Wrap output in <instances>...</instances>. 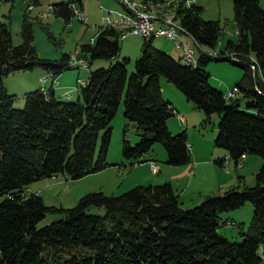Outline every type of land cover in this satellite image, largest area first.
I'll use <instances>...</instances> for the list:
<instances>
[{"label":"trees","instance_id":"obj_1","mask_svg":"<svg viewBox=\"0 0 264 264\" xmlns=\"http://www.w3.org/2000/svg\"><path fill=\"white\" fill-rule=\"evenodd\" d=\"M27 1L32 8L41 4L40 0ZM232 1L236 41L229 39L222 47L220 38L227 30L220 21L204 20L203 8L195 2L189 6L184 0L176 2L175 18L201 51L198 61H186L183 55L176 59L154 46L156 37H143L132 74L129 58L117 60L120 39L128 35L122 37L118 26L107 24L108 12L92 41L58 60L37 54L34 22L27 12L19 45L13 44L8 22L0 21V264H261L264 9L259 0ZM83 4L84 0H63L49 8L71 25L75 17L87 23ZM48 10L42 13L47 16ZM73 55L83 58L86 66L73 65ZM99 58L110 65L90 70L87 82L81 84L78 79L75 102L58 98L53 88H39L26 93L24 107L17 109L15 95L4 85L5 77L19 71L40 67L50 75L48 80L69 69L90 68ZM212 60L228 61L243 70L233 96L211 86L203 66ZM164 77L205 113V122L218 114L214 144L229 157L217 158L215 163L230 170V158L238 168L244 167L249 154L263 158L255 185H246L239 177V184L220 194L205 195L190 208L170 182L136 185L120 195L91 192L71 208L48 206L40 194L28 192L32 183L59 173L79 179L106 168L112 122L122 104L124 117L139 136L136 144L124 136V158L133 163L149 161L145 155L155 143H161L167 152L166 163L189 165L193 175L187 131L172 134L168 126L178 113L162 94ZM243 99L247 109L242 108ZM247 202L254 207L252 221L246 230L240 228L242 241L232 242L218 232L229 221H222L220 214ZM47 213L62 218L38 228Z\"/></svg>","mask_w":264,"mask_h":264},{"label":"rangeland","instance_id":"obj_2","mask_svg":"<svg viewBox=\"0 0 264 264\" xmlns=\"http://www.w3.org/2000/svg\"><path fill=\"white\" fill-rule=\"evenodd\" d=\"M61 1L63 0H59L58 2ZM86 1L88 2L93 0H84V2ZM172 1L174 0H164L163 2L167 5L162 2L163 4L161 6V0H148L147 5L149 6L147 9L153 11L151 13H153L152 15L155 17L173 19L174 11L170 8L172 6ZM149 2H152V4ZM155 2L160 4L156 5ZM184 2L187 6L193 2L197 3L198 6L203 8L201 15L204 20L220 21L221 25L226 28V33L222 34L220 38L222 47H225L229 39L234 41L238 39V35L235 33V11L232 0H184ZM49 3L50 0H42L39 6H33L32 8V4L27 0H1L0 21L8 22L13 38V44L19 45L22 42L21 25L24 14L27 12V14L30 15V19L34 22V45L36 47L37 54L41 58L50 60H58L62 58L64 54H75L82 44L92 41L94 36L96 37V34H98V26L104 24V13L110 10V7H112V11H108L107 15H116L117 17V14L119 13L116 11H123L124 13V9L117 0H112L113 5L108 6L103 5L96 0L95 4H97V7L93 4L91 5L93 20L88 19L87 23H85L78 17H75L71 26H68L62 18L58 17L54 12H52V10H50ZM100 5L102 8H99ZM176 7L177 6H175V8ZM47 10L51 13L42 18V12ZM85 13L87 12L85 11ZM78 15L80 17V14ZM175 15H177L176 12ZM116 26H118L116 29L120 33L121 26L118 24ZM49 34L53 36L51 39ZM182 36L188 47H195V55L201 56V51L195 43H193L187 35ZM143 41L144 38L136 34H129L125 38L120 39L121 51L117 60L122 61L123 58L130 59L128 64L129 74H132L134 71L135 61L141 55V46ZM153 44L156 48L164 52L168 49L173 51L176 59L183 55L182 51L177 49L176 42L174 40L166 39L161 36L154 38ZM109 65L110 61L99 58L94 60L89 70H95L100 67H108ZM39 69L40 67L31 71H19L4 78L5 87H7L11 94L15 95V108L22 109L24 107L25 94L30 92L28 91L25 93V90L28 88H32L31 91L35 90L36 88L33 87L34 83L38 82L37 87H45L44 84L47 80L44 81L43 77L47 76L44 74V76L39 77L36 75V72H34V70ZM203 69L210 75L209 82L211 86L225 93L234 89L235 85L243 76V70L235 65H232L228 61L212 60L203 66ZM64 73H66V76L63 78V81L71 84L69 76L73 77L76 83V76L81 74V77H85V74L88 73V69L73 68L65 71ZM162 85L164 90L167 88L166 86L169 85L170 89H172L175 93L174 95L169 91V89L164 91V97L169 98L178 113L171 117L168 121V126L172 134H178L182 130H186L192 151L194 148L197 154L201 156V160L208 159L212 151L220 149L214 144V140L217 136V125L220 119L218 114H213L210 121L205 122V113L198 109L192 102L188 101L172 83L166 80L165 77L162 79ZM46 86L48 85L46 84ZM72 90L73 88L71 87L69 97L61 96L62 99L69 102H75L77 97L74 94L75 90ZM237 97H240V95L238 94ZM241 104L243 109H247L246 99H243ZM112 128L113 136L107 156L108 165L106 168L98 172L85 175L79 179H72L66 174L59 173L54 177L43 178L32 183L28 192L40 194L48 206L71 208L78 203L80 198L91 192L102 190L108 195H120L136 185L163 184L167 182V179L173 181L178 180L174 179V177L175 175L182 173L183 169L179 166H172L166 163L167 152L161 143H155L151 152L145 155V157L153 155L156 162L154 164L157 166L156 169L151 167L152 163L150 161L133 163V159L130 160L124 158V136L131 144H136L139 141V136L134 124L124 117L123 104L112 122ZM215 154V159L220 157L218 152H215ZM262 165L263 158L260 155L249 154L244 167L238 168L233 164V166L229 165L230 170H224L233 172V174L237 173V171L245 173L247 175L246 178L248 185L253 186L256 183V174L259 172ZM195 166L197 169V165ZM190 173L191 170L189 171V174ZM216 174L215 170L209 166L205 173V176L209 178L208 181H205V183L209 185V182L214 181ZM236 180L238 181L237 176ZM179 181L181 182L182 179H179ZM193 191L194 189L192 187L188 194H185L182 199L184 206L187 208L196 206V204H200L201 202L199 201V203L196 204L192 202L191 198L195 195V192ZM231 214L237 216V218L227 217ZM253 214L254 207L251 202H247L242 207L230 212H222L220 214L221 220L226 221L228 219L229 221H226L227 223L223 224L219 228V234L232 242L242 241L240 228L243 227L246 230L250 226ZM60 218H62L61 214L47 213V215L37 224V227L42 228L56 220H59ZM260 254L262 257L261 264H264V244L260 247Z\"/></svg>","mask_w":264,"mask_h":264},{"label":"crops","instance_id":"obj_3","mask_svg":"<svg viewBox=\"0 0 264 264\" xmlns=\"http://www.w3.org/2000/svg\"><path fill=\"white\" fill-rule=\"evenodd\" d=\"M42 0H40V3H41ZM59 1V0H58ZM57 0H50V4H54V3H57L58 2ZM95 1L96 0H93V1H86L84 2L83 4V11H84V15L87 17V19H92L93 20V12L91 10V5L93 4L94 6L97 7V4H95ZM99 3H102L103 5H113L112 4V0H97ZM260 3H261V6L263 7L264 9V0H259ZM196 5H198L196 3ZM99 8H102V6L100 5ZM112 7H110V10L108 11H112L111 10ZM85 11L87 13H85ZM107 11V12H108ZM114 11V9H113ZM117 13H122L121 11H116ZM106 13V12H105ZM104 13V15H105ZM116 16V15H115ZM104 17V16H103ZM117 18L120 19L119 15L117 14ZM115 22V21H114ZM116 22H119V21H116ZM166 52H168L169 54L173 55L175 57V55L173 54V51L171 50H165ZM88 69V73L85 74V77H81V74L77 75L76 76V83L73 79V77H70L69 76V79L71 84L70 83H65L63 80V78L66 76V73H62L61 75L55 77V78H52L50 77L44 84L45 87H37V83H34L33 87L36 88V89H39V88H44L45 90H48L50 88H53L54 91H55V94L58 98L62 99L61 96H67L69 97L70 96V92H71V87L73 88L74 91V94L76 97H78V87H77V83L79 82V80H81V83L83 82H87V79H88V76H89V73H90V70L89 68ZM34 72H36V75L37 76H44L47 75V72L45 70H42V69H39V70H34ZM70 75V74H69ZM44 78V77H43ZM41 82V81H40ZM46 84L48 86H46ZM162 84V83H161ZM78 85H81L80 83ZM48 87V88H46ZM167 90L169 89V91L171 93H174V91H172V89H170L169 85L166 86ZM7 88V87H6ZM35 89V90H36ZM165 89V90H166ZM32 88H28L27 90H25V93L28 92V91H31ZM72 90V91H73ZM163 89V85H162V94L163 96L165 95V91ZM9 91V90H8ZM60 95V96H59ZM169 100V98H166ZM215 152H218V155L220 157H229V154L226 150H223V149H218V150H214L212 151V153L210 154V157L206 160H201L200 157L197 152L194 150L193 148V151L191 150V156H192V164L194 165H197V169H196V166H195V170H194V174L193 175H190L189 174V165H185V166H179L180 168L183 169V172L180 173V174H177L175 175L174 179H178V180H170V179H167V182H170L172 185H173V188L174 190L179 194V197L180 199L182 200L183 197L185 196V194H188V192L191 190V188L193 187L194 191L195 192L193 195L194 197L191 198L192 199V202L193 203H199V201H202V199L204 198L205 195H208V194H220L222 193L224 190L228 189L229 187H231L232 185H237L239 184L241 178L239 177H242L243 178V182H245L246 185H248V182H247V175L245 173H241L239 171H237V173L233 174V172H228V171H225L224 169L228 170V168L226 167H223L222 165H219L217 163H215ZM218 157V158H220ZM149 159L150 162H153V163H156L155 162V159L153 158V155H149V157H147ZM235 166V163L234 161L230 158L229 159V165L230 166ZM211 166L213 170H215V172L217 173L216 174V177L214 176H211V177H214V181H211L209 182L207 185L205 183V181H208V178L207 176H205V173L208 169V167ZM200 171V172H199ZM236 176L238 177V181L236 180ZM179 179H182V181L180 182ZM183 201V200H182ZM227 217H235L237 218V216L235 215H229ZM228 220V219H227Z\"/></svg>","mask_w":264,"mask_h":264},{"label":"built area","instance_id":"obj_4","mask_svg":"<svg viewBox=\"0 0 264 264\" xmlns=\"http://www.w3.org/2000/svg\"><path fill=\"white\" fill-rule=\"evenodd\" d=\"M122 4V8L125 11V19H117L115 15H106L105 19L107 24H110L113 21H121V33L122 37L129 35L130 33L136 34L142 37H165L166 39H171L176 42L177 49L186 54L193 61H198L197 55H195V47H188L182 35H186L181 32L179 28L172 27V19H165L164 17H155V16H143L142 8H148L147 2L145 0H119ZM183 0H174L172 1V6L170 7L174 11L175 19V4L176 2H182ZM190 1V0H186ZM52 10V7H50ZM46 12L42 16H45ZM82 18V14H80ZM71 26V25H68ZM237 34L238 32L235 31ZM212 53V52H211ZM216 55V52L213 53ZM81 61L83 62L84 67L86 66V61L83 58H78L77 55H73L71 62ZM47 77H44L43 80L46 81ZM234 90L228 91V97L233 96ZM151 167L156 169L157 166L152 163Z\"/></svg>","mask_w":264,"mask_h":264},{"label":"bare ground","instance_id":"obj_5","mask_svg":"<svg viewBox=\"0 0 264 264\" xmlns=\"http://www.w3.org/2000/svg\"><path fill=\"white\" fill-rule=\"evenodd\" d=\"M148 1V0H147ZM147 1H145V2H147ZM153 2V1H152ZM152 2H149V3H151L152 4ZM163 1H161L160 3H161V6H162V4L164 3V4H166L165 2H163ZM156 3V2H155ZM160 3H156V5L157 4H160ZM167 5V4H166ZM149 6V5H148ZM160 6V7H161ZM154 7H156V6H154ZM163 8H165V7H163ZM167 8V7H166ZM167 10V9H166ZM169 10V9H168ZM110 12V11H109ZM151 12H153V11H150L149 9H147V8H142V15L143 16H152V14L153 13H151ZM159 12V11H158ZM170 12V11H169ZM157 13V12H156ZM155 13V14H156ZM162 13H163V10H162ZM165 13H167V12H165ZM164 13V14H165ZM79 14V13H78ZM119 15V17H120V19H125V11H124V13L122 12V13H119L118 14ZM154 16V15H153ZM161 16V15H160ZM170 17V16H169ZM172 17V16H171ZM176 17V16H175ZM117 18V17H116ZM174 18V17H173ZM118 19V18H117ZM173 20V19H172ZM120 25L121 26V21H119V22H112L111 24H110V26H116V25ZM172 27H174V28H179L180 30H181V32L182 33H186L184 30H183V28H182V26H181V24H180V22L175 18V20H173V22H172ZM187 34V33H186ZM188 36V35H187ZM192 40V39H191ZM197 46V45H196ZM183 59L184 60H186V61H191V62H193V60L192 59H190L186 54H184L183 53ZM72 64L74 65V64H79L80 66H82V67H84V65H83V62H81V61H74V62H72ZM82 84V83H81ZM226 96L228 97V92L226 93Z\"/></svg>","mask_w":264,"mask_h":264}]
</instances>
